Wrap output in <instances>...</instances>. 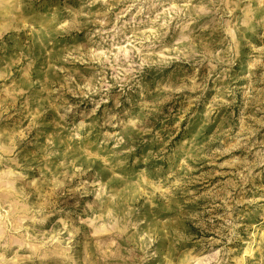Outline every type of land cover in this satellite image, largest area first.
Masks as SVG:
<instances>
[{"label":"rangeland","instance_id":"1","mask_svg":"<svg viewBox=\"0 0 264 264\" xmlns=\"http://www.w3.org/2000/svg\"><path fill=\"white\" fill-rule=\"evenodd\" d=\"M0 264H264V0H0Z\"/></svg>","mask_w":264,"mask_h":264}]
</instances>
